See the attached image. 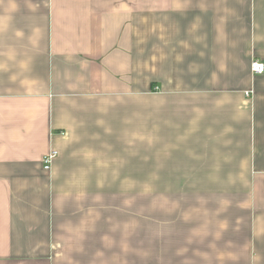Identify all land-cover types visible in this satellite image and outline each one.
Segmentation results:
<instances>
[{"label":"crops","instance_id":"0c3cea01","mask_svg":"<svg viewBox=\"0 0 264 264\" xmlns=\"http://www.w3.org/2000/svg\"><path fill=\"white\" fill-rule=\"evenodd\" d=\"M253 63L264 0H0V264H264Z\"/></svg>","mask_w":264,"mask_h":264},{"label":"built area","instance_id":"2783aa9c","mask_svg":"<svg viewBox=\"0 0 264 264\" xmlns=\"http://www.w3.org/2000/svg\"><path fill=\"white\" fill-rule=\"evenodd\" d=\"M252 72L255 74H262L264 73V66L258 63H253L252 64ZM57 157V153L52 151L51 153H49V155L47 157L44 158V169L49 171L51 168V165L53 163V161L55 160V158Z\"/></svg>","mask_w":264,"mask_h":264},{"label":"rangeland","instance_id":"374dc122","mask_svg":"<svg viewBox=\"0 0 264 264\" xmlns=\"http://www.w3.org/2000/svg\"><path fill=\"white\" fill-rule=\"evenodd\" d=\"M149 158H150V157H149ZM149 166H150V162H149ZM153 175H154V174H153ZM154 182H155L154 177H153V178H150V173H149L148 185H154ZM131 183H132V184H136V180H135V178H133V179L131 180Z\"/></svg>","mask_w":264,"mask_h":264}]
</instances>
